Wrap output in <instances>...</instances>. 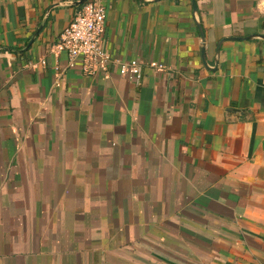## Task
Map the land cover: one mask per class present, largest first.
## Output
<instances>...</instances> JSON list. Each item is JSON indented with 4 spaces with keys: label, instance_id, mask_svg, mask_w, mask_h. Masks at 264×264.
Segmentation results:
<instances>
[{
    "label": "crops",
    "instance_id": "crops-1",
    "mask_svg": "<svg viewBox=\"0 0 264 264\" xmlns=\"http://www.w3.org/2000/svg\"><path fill=\"white\" fill-rule=\"evenodd\" d=\"M75 1L0 0V264H264V0H100L138 83L67 68Z\"/></svg>",
    "mask_w": 264,
    "mask_h": 264
},
{
    "label": "built area",
    "instance_id": "built-area-1",
    "mask_svg": "<svg viewBox=\"0 0 264 264\" xmlns=\"http://www.w3.org/2000/svg\"><path fill=\"white\" fill-rule=\"evenodd\" d=\"M105 8L100 0H86L78 7L70 22L59 35L57 49L66 55L68 69L78 66L87 76L110 74L115 68L120 76L135 83L142 77L137 60L121 61L112 58L104 41ZM154 70H164L158 62L149 63Z\"/></svg>",
    "mask_w": 264,
    "mask_h": 264
},
{
    "label": "water",
    "instance_id": "water-1",
    "mask_svg": "<svg viewBox=\"0 0 264 264\" xmlns=\"http://www.w3.org/2000/svg\"><path fill=\"white\" fill-rule=\"evenodd\" d=\"M85 1L86 0H76L75 2L71 3V6L77 8V7L81 6ZM192 6H193V11L195 12L196 11V7H195L194 2L192 4ZM196 27H197V30L199 32V35H200V38H201V42H202L201 43V58H202L203 63L205 64L204 48H203V46H204V35H203V32H202L201 27L199 26V24H196ZM36 34H37V32L35 33L34 37L36 36ZM254 38H260V39L264 40V36H262V35H251V36H247L246 38H228V39L229 40H239V39L251 40V39H254ZM32 40H33V38L30 40L28 45L31 43ZM220 43L218 44L216 52H218V50H219Z\"/></svg>",
    "mask_w": 264,
    "mask_h": 264
},
{
    "label": "trees",
    "instance_id": "trees-1",
    "mask_svg": "<svg viewBox=\"0 0 264 264\" xmlns=\"http://www.w3.org/2000/svg\"><path fill=\"white\" fill-rule=\"evenodd\" d=\"M78 9V8H77Z\"/></svg>",
    "mask_w": 264,
    "mask_h": 264
}]
</instances>
